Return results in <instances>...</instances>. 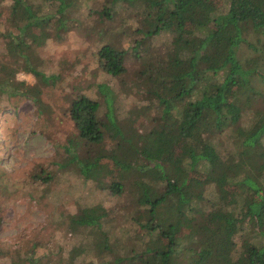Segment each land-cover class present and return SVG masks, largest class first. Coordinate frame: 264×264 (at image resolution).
<instances>
[{
	"label": "trees",
	"instance_id": "obj_1",
	"mask_svg": "<svg viewBox=\"0 0 264 264\" xmlns=\"http://www.w3.org/2000/svg\"><path fill=\"white\" fill-rule=\"evenodd\" d=\"M4 1L10 3L2 60L10 58L16 65V58L23 59L16 66L24 73L44 85L54 84V76L31 65L27 51L50 38L53 20L60 35L74 0L0 3ZM112 1L142 11L143 27L137 30L141 37L132 53L143 68L141 86L161 116L148 133L126 128L116 117L115 92L105 84L97 86L106 107L102 119L99 103L85 95L71 100L67 110L77 135L64 147L66 158L60 167L74 168L88 180L91 172L104 167L103 161L113 163L122 179L98 187L120 197L127 181L142 214L133 222L150 237L141 254L102 264H177L181 255L186 261L180 264H264V245L254 242L264 238V108H251L250 123L242 122L256 94L251 78L262 75L257 62L264 59V0H227L225 13H218L216 0ZM46 6H53L55 13L45 12ZM101 15L108 16L107 10ZM249 31L263 38L259 47L248 42ZM165 33L173 35L168 51L161 55L158 49L150 57L154 53H149L147 42ZM242 44L257 54L255 62L239 57ZM126 55L128 51L110 44L96 52L99 67L112 77L124 75ZM15 74L0 63V93L17 96L24 87L21 95L38 103V93L31 94L24 82L15 83ZM227 130L233 147L223 152L218 135ZM107 138L115 143L113 151L99 149L95 158L79 157L81 143L100 148ZM208 188L215 200L209 203L207 224L181 236L182 226L193 224L203 213L200 204ZM107 218V212L85 208L72 220L94 238L91 248L99 255L111 254L104 229ZM243 227H250V236H243L237 251L229 250ZM73 253L79 256L82 248Z\"/></svg>",
	"mask_w": 264,
	"mask_h": 264
},
{
	"label": "rangeland",
	"instance_id": "obj_2",
	"mask_svg": "<svg viewBox=\"0 0 264 264\" xmlns=\"http://www.w3.org/2000/svg\"><path fill=\"white\" fill-rule=\"evenodd\" d=\"M34 1L40 3L42 0ZM9 3H0V63L15 70L14 82H24L31 94L38 93L39 102L22 96L20 92L24 87H20L17 96L0 93V264H102L114 258L141 254L150 237L140 232L133 222L142 214L133 203L130 184L123 182L125 190L120 197L111 196L109 191L98 187V184L122 179L113 163L103 161L104 167L91 172L92 178L88 180L74 168L63 169L60 164L66 158L64 147L68 140L77 135L67 114L71 100L79 95L95 100L100 105L98 116L102 119L106 107L97 90L100 84L115 92L116 117L126 128L145 134L159 123L161 110L145 94L141 86L144 81L141 61L132 53L136 40L141 37L137 30L143 27L142 11L126 4H113L112 0H74L65 15L60 35L57 36L53 20L50 38L43 46H32L27 51L34 68L56 78L54 84L44 85L17 67L23 64V59L16 58L17 66L10 58L2 60L5 55L2 35L7 28ZM216 3L218 13H225L227 0H216ZM44 10L55 13L53 6H46ZM103 10H107L108 16L101 15ZM172 38L173 35L165 33L147 42L151 46L149 53L160 49L161 55L165 54ZM247 39L258 47L259 40L263 41L252 31ZM104 44L128 51L124 75L112 77L99 67L96 52ZM153 55L156 54L150 57ZM256 55L245 44L241 45L239 57L243 62H255ZM257 67L259 74L264 76V59L258 60ZM262 75L251 78L256 94L243 115L242 122L246 125L251 121V108H264ZM241 99L242 103L246 100L245 96ZM218 137L222 151H230L233 147L230 132L227 130ZM99 149L111 152L115 143L108 138L100 148L81 143L78 155L95 158ZM204 198L200 204L203 213L193 224L182 226L181 236H186L189 228L202 230L207 224L209 203L215 200L212 188L207 189ZM85 208L96 209L97 214L107 212L104 229L111 241V254L99 255L91 248L94 238L85 228L72 223ZM249 230L250 227H243L234 236V245L229 250L236 248L237 251L243 236H250ZM258 241L264 245V238L254 242ZM80 248L82 253L74 256L73 250ZM185 261L181 255L176 263Z\"/></svg>",
	"mask_w": 264,
	"mask_h": 264
}]
</instances>
